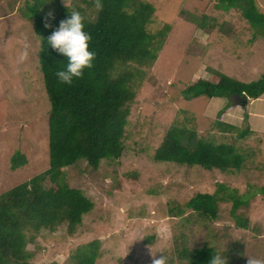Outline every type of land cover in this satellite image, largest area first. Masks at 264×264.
I'll use <instances>...</instances> for the list:
<instances>
[{
    "label": "rangeland",
    "instance_id": "1",
    "mask_svg": "<svg viewBox=\"0 0 264 264\" xmlns=\"http://www.w3.org/2000/svg\"><path fill=\"white\" fill-rule=\"evenodd\" d=\"M90 1L57 3L93 10ZM145 1L155 9L148 29L156 31L167 22L170 30L155 61L140 66L123 150L117 159H102L96 170L84 160L62 168L66 182L82 190L92 207L71 234L65 223L39 230L26 244L33 253L30 264H71L75 248L91 240H99L94 264H151L161 255L167 264H184L176 252L183 244L225 250L227 264H245L248 256L264 260V93L224 111L223 122L248 126L250 133L241 138L236 129L220 131L216 124L228 96L185 99L181 93L196 78H208L209 67L242 81L257 79L264 72V34L239 9H223L216 0ZM31 2L0 0V193L47 168L49 104L38 68L40 40L26 14ZM255 3L264 12V0ZM55 4L49 1L46 9ZM174 121L198 137L234 144L245 158L243 165L222 171L154 160ZM14 151L27 162L11 169ZM43 182L48 185L47 179ZM197 192L222 196L215 218L199 219L190 209L179 214ZM233 199L242 201L235 214L248 218L246 229L235 224Z\"/></svg>",
    "mask_w": 264,
    "mask_h": 264
},
{
    "label": "trees",
    "instance_id": "2",
    "mask_svg": "<svg viewBox=\"0 0 264 264\" xmlns=\"http://www.w3.org/2000/svg\"><path fill=\"white\" fill-rule=\"evenodd\" d=\"M49 1L56 3L55 8L46 9ZM216 1L223 9H239L249 25L264 34V12L257 9L255 0ZM90 3L95 6L93 10L80 6L74 10L83 17L84 30L91 36L89 48L95 52V57L91 68L84 69L81 77L73 78L70 84L56 77L66 59L48 46L47 36L73 9L58 4L57 0H32L28 6L27 17L32 20L40 40L38 68L49 104L47 168L0 193V264H30L33 253L26 244L39 230L65 223L71 234L81 223L82 215L91 209L92 202L82 190L66 182L62 168L84 160L96 170L102 159L120 156L136 82L142 76L140 66H150L155 61L170 30L167 22L156 31L148 29L155 10L148 1L91 0ZM191 21L205 27L202 20L192 18ZM46 22L49 27H45ZM208 69V78L198 77L181 90L183 97L228 96L230 102L218 110L216 124L220 131L236 129L237 137H244L250 133L248 126L239 129L223 122L221 117L231 104L246 106L264 93V72L255 80L242 81L216 68ZM153 158L222 171L239 169L245 159L234 144L198 137L194 129L175 121L166 130ZM9 162L10 168L15 169L27 161L23 153L14 151ZM45 179L47 186H44ZM261 191L264 193V185ZM221 197L197 192L178 212L182 214L190 209L199 219H213ZM241 203L233 199L231 213L236 226L246 229L248 218L235 214ZM98 248L99 240L77 246L71 254V264H94ZM214 251L204 244L194 248L183 244L176 252L179 258L185 259L184 264H207Z\"/></svg>",
    "mask_w": 264,
    "mask_h": 264
},
{
    "label": "clouds",
    "instance_id": "3",
    "mask_svg": "<svg viewBox=\"0 0 264 264\" xmlns=\"http://www.w3.org/2000/svg\"><path fill=\"white\" fill-rule=\"evenodd\" d=\"M51 15V13H49ZM50 25L46 22L45 27ZM90 34L84 30L83 17L78 11H71L47 36L48 46L66 59L64 67L56 72L62 83L70 84L73 78H79L84 69L91 68L95 52L90 50ZM150 256L154 255L152 249ZM151 264H167L164 255L151 259ZM207 264H227L225 250L217 249L210 254ZM245 264H264V260L248 256Z\"/></svg>",
    "mask_w": 264,
    "mask_h": 264
},
{
    "label": "crops",
    "instance_id": "4",
    "mask_svg": "<svg viewBox=\"0 0 264 264\" xmlns=\"http://www.w3.org/2000/svg\"><path fill=\"white\" fill-rule=\"evenodd\" d=\"M254 100V99H253ZM253 100H251V101H253Z\"/></svg>",
    "mask_w": 264,
    "mask_h": 264
}]
</instances>
